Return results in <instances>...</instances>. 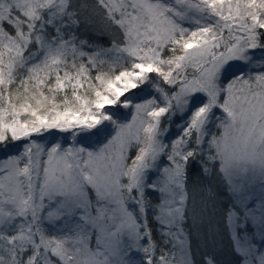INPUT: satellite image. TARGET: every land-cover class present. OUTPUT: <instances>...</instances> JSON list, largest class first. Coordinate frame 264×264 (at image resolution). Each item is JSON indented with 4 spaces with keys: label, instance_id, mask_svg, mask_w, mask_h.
I'll return each instance as SVG.
<instances>
[{
    "label": "snow or ice",
    "instance_id": "obj_1",
    "mask_svg": "<svg viewBox=\"0 0 264 264\" xmlns=\"http://www.w3.org/2000/svg\"><path fill=\"white\" fill-rule=\"evenodd\" d=\"M0 153V264H264V0H0Z\"/></svg>",
    "mask_w": 264,
    "mask_h": 264
},
{
    "label": "trees",
    "instance_id": "obj_2",
    "mask_svg": "<svg viewBox=\"0 0 264 264\" xmlns=\"http://www.w3.org/2000/svg\"><path fill=\"white\" fill-rule=\"evenodd\" d=\"M90 40V42H95L99 45L102 46H110L109 45V40L110 37L105 35V36H100L98 34L94 35L92 33H87L86 34ZM134 92H136V96L133 98L134 103H143L144 100L146 99H151L154 92L153 89L150 86H142V91L141 90H133ZM131 116H132V112L129 109H124V108H117L116 112H115V118L118 119L121 122L126 123V120H131ZM108 132L111 133L112 129L111 126H109L108 128ZM177 135V131L175 128V125L172 126L171 128V133L169 135V141L171 138H175V136ZM54 139H57L58 141H60L61 143H64V137L63 135H60L58 133H56L55 131H53L50 135L46 134L44 137V140L41 141L42 143H44L45 141L51 140L53 141ZM69 140H71V138L69 137ZM83 142V141H82ZM81 144V143H80ZM78 144V145H80ZM23 144L22 143H18L14 149H9L10 152H18L20 150H22ZM3 153H0V158L3 157ZM214 182V181H213ZM220 191L222 193V199L224 200V203H227L226 198L224 197V193H225V188L223 186H221ZM226 223V221H225ZM223 238V249L227 250L228 253H230L229 259L228 260H224V257L222 256V259H220V264H242V258H239L237 254L234 253L233 251V245H231L230 240L228 238V236L226 234L222 235ZM194 244H195V240H194Z\"/></svg>",
    "mask_w": 264,
    "mask_h": 264
},
{
    "label": "rangeland",
    "instance_id": "obj_3",
    "mask_svg": "<svg viewBox=\"0 0 264 264\" xmlns=\"http://www.w3.org/2000/svg\"><path fill=\"white\" fill-rule=\"evenodd\" d=\"M130 120H126V123L127 122H129ZM114 134V133H113ZM49 141H51V140H48V141H45L44 143L46 144V145H48V146H50V144H48V142ZM57 141V139H54L53 141H51V142H56ZM102 142H106V140H104V141H102ZM68 143H71V140H69L68 141ZM65 147H67L68 146V144H65L64 145ZM77 146H88L90 149H94V148H96V147H98L99 146V144L98 143H93V142H91V141H89V140H87V139H85V140H83V142L80 144V145H77ZM223 239V238H222ZM224 241V240H223ZM257 242L259 243V238H257ZM262 251H264V249H261ZM229 252V251H228ZM227 252V250H224L223 249V246L221 245V249H220V256H219V258H221L222 259V256L224 257V260H228L229 259V254L230 253H228ZM133 253H135V250H133ZM142 254H140V253H136L135 255H133V259L134 260H136V262H137V264H139V257L141 256ZM222 255V256H221Z\"/></svg>",
    "mask_w": 264,
    "mask_h": 264
}]
</instances>
